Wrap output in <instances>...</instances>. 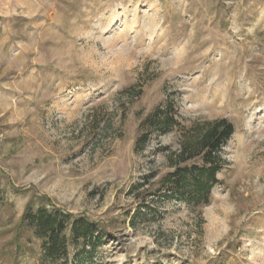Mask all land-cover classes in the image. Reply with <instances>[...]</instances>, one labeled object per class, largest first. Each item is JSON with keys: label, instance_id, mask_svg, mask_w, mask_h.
Instances as JSON below:
<instances>
[{"label": "rangeland", "instance_id": "1", "mask_svg": "<svg viewBox=\"0 0 264 264\" xmlns=\"http://www.w3.org/2000/svg\"><path fill=\"white\" fill-rule=\"evenodd\" d=\"M223 118L209 204L169 194ZM40 196L109 231L84 264H264V0H0V264Z\"/></svg>", "mask_w": 264, "mask_h": 264}, {"label": "trees", "instance_id": "2", "mask_svg": "<svg viewBox=\"0 0 264 264\" xmlns=\"http://www.w3.org/2000/svg\"><path fill=\"white\" fill-rule=\"evenodd\" d=\"M149 119H146L147 122ZM174 119L169 117L164 130L174 127ZM234 127L227 119L213 122L202 131L199 140L184 145L177 156V167L173 173L168 174L163 182L169 194L184 193L183 178L195 176L197 183L193 187L194 198H206L209 204L211 189L219 182L217 175L223 168L217 154L234 134ZM149 136H142L141 142L145 145ZM194 159H201V166H182ZM149 194V193H148ZM151 192L149 195H153ZM137 199L143 202L145 199ZM193 203L199 204L195 199ZM37 205L31 201L24 213L20 224L15 229V236L4 247L3 257L8 263L24 264V261L34 251V244L39 247L37 261L39 264H84V258L91 252L89 247L96 251L109 238L106 227L92 221L88 217L74 215L57 208L43 196L37 198ZM139 211V210H138ZM138 215L140 214L137 212ZM31 257V256H30Z\"/></svg>", "mask_w": 264, "mask_h": 264}]
</instances>
